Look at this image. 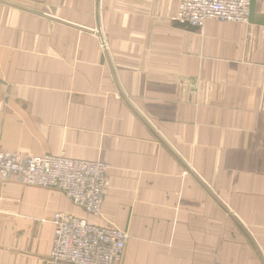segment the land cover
Segmentation results:
<instances>
[{"label": "crops", "instance_id": "0c3cea01", "mask_svg": "<svg viewBox=\"0 0 264 264\" xmlns=\"http://www.w3.org/2000/svg\"><path fill=\"white\" fill-rule=\"evenodd\" d=\"M92 1L114 67L66 25ZM179 2L0 0V150L107 167L98 216L0 179V264H49L57 211L124 229L118 264H264V0L194 31Z\"/></svg>", "mask_w": 264, "mask_h": 264}, {"label": "built area", "instance_id": "2783aa9c", "mask_svg": "<svg viewBox=\"0 0 264 264\" xmlns=\"http://www.w3.org/2000/svg\"><path fill=\"white\" fill-rule=\"evenodd\" d=\"M250 0H180L176 19L201 27L206 20L246 22ZM104 162L64 154L21 155L0 150V179L57 189L78 207L98 216L106 185ZM49 264H118L128 234L113 225H98L57 211L52 217Z\"/></svg>", "mask_w": 264, "mask_h": 264}, {"label": "rangeland", "instance_id": "374dc122", "mask_svg": "<svg viewBox=\"0 0 264 264\" xmlns=\"http://www.w3.org/2000/svg\"><path fill=\"white\" fill-rule=\"evenodd\" d=\"M50 10H51V12L56 11L54 9H50ZM66 13H67L66 25L68 27L76 28L77 35H79L78 32L82 33L84 42H87L88 44L90 42H92V40L97 42L99 52L102 55L101 56L102 61H104V63L109 62L111 64V66L113 65V67H114V63H113L114 56H113L112 50L110 49V44L108 41V35L109 34L107 32V27H112L113 20H109V21L107 20L106 21V19H105L106 13H104V3L103 2H96V1L83 3V7L81 9H79L76 7V3L68 2L66 5ZM75 13H77V15ZM78 13H80L81 15L78 16ZM153 14H155V13H148L149 17L152 16ZM157 14H159V13H157ZM139 15H140V17H142L143 13H139ZM128 16L130 17L131 13H128ZM159 17H160V15L158 16V19H159ZM153 19L154 20L157 19V15H153L152 21H153ZM209 20H211V19H209ZM137 21H138V19L136 20V22ZM88 52L90 53V51H88ZM194 84L197 88V81L194 80ZM114 91L116 93L121 92L123 94L124 91H123L121 83H117V82L114 83ZM140 116L142 117V119L146 118L147 121H149V120L152 121L149 118V116L146 114L142 113V115H140ZM17 154L31 155V154H23V153H17ZM48 154H50V153H48ZM42 155H44V154H42ZM79 208H81V207H79ZM82 210L85 213L89 214L84 209H82ZM66 213H69V212H66ZM76 216H78V215H76ZM78 217H82V216H78Z\"/></svg>", "mask_w": 264, "mask_h": 264}, {"label": "water", "instance_id": "95a60500", "mask_svg": "<svg viewBox=\"0 0 264 264\" xmlns=\"http://www.w3.org/2000/svg\"><path fill=\"white\" fill-rule=\"evenodd\" d=\"M254 17H255V3L254 0H250L247 21L252 22L254 20ZM176 24L178 26L185 27L188 30H192V31L197 30L199 28L198 25L191 24L188 21L177 20Z\"/></svg>", "mask_w": 264, "mask_h": 264}, {"label": "bare ground", "instance_id": "6f19581e", "mask_svg": "<svg viewBox=\"0 0 264 264\" xmlns=\"http://www.w3.org/2000/svg\"><path fill=\"white\" fill-rule=\"evenodd\" d=\"M206 21H207V20H206ZM206 21H205V22H206ZM205 22H204V23H205Z\"/></svg>", "mask_w": 264, "mask_h": 264}]
</instances>
